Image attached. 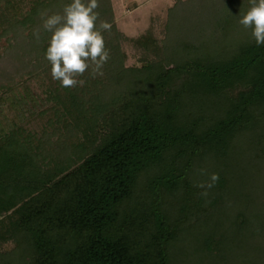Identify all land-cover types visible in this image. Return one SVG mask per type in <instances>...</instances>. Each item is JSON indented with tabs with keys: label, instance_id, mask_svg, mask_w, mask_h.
I'll return each mask as SVG.
<instances>
[{
	"label": "trees",
	"instance_id": "16d2710c",
	"mask_svg": "<svg viewBox=\"0 0 264 264\" xmlns=\"http://www.w3.org/2000/svg\"><path fill=\"white\" fill-rule=\"evenodd\" d=\"M71 2L0 0L3 73L44 87L31 100L3 84L0 102L24 117L51 103L48 123L72 128L55 156L22 126L0 129V249L13 243L0 264H256L248 238L264 227V44L239 23L249 0H218L214 15L191 12L181 26L173 14V33L190 25V34L171 32L162 46L148 31L133 41L156 58L128 68L106 37L116 29L112 2L99 0L97 27L112 25L103 69L137 81L130 97L110 99L114 88L91 84V67L83 86L52 78L42 17ZM209 25L218 36L202 41ZM211 173L219 181L204 197L196 185Z\"/></svg>",
	"mask_w": 264,
	"mask_h": 264
},
{
	"label": "rangeland",
	"instance_id": "374dc122",
	"mask_svg": "<svg viewBox=\"0 0 264 264\" xmlns=\"http://www.w3.org/2000/svg\"><path fill=\"white\" fill-rule=\"evenodd\" d=\"M111 2L114 9V26L116 27V29L111 31V33L106 35V37L108 38V40H112L117 46L120 47L121 51L125 55L123 68H128L140 66L141 59L145 58L144 60H151L156 58V56L151 52H148L140 46L136 45L133 41L134 39L142 36L148 31H152L154 36L158 39L160 45H171V41H173V35L170 36V33H173V31L171 28L172 26H169V24L171 23L173 14L181 16V18H179L181 26L184 23H187L189 20L193 21V16L188 17L190 16L191 12L199 11L204 17L212 14L214 15L213 8L215 5H217L218 0H111ZM190 27L191 26L189 25L188 31H186V29L184 30V32H186L185 34L184 32L181 33V35H178V32H174L173 34L178 37L180 36L179 38L182 39V36L184 38V35L187 36L188 34H190V31H192ZM212 28L213 25H209L206 31H204L202 33V36L199 38H201V40L203 41L205 38H212V36L216 34V36H218V33H216V31L212 33ZM221 45H223L222 42H220L219 46ZM7 46L8 43L6 38H1L0 63L2 62V55L6 51ZM24 51H27V53L24 54L25 57L23 56L25 58V62H29L31 64V67H33V64H37L35 60V52L33 53L28 49ZM13 68L14 67L10 63V66H8L9 71ZM4 70V65H1L0 88H2L1 86L3 84H5V86L14 85L12 91H15L14 93L16 94V96L29 94V99L37 98L38 94L40 93L42 95L44 87L40 85L41 80L33 81L30 86V90H28V86H26L25 80L23 81L20 80L19 77H15L14 81H10V79H8L9 77L7 76L8 74L3 73L5 72ZM102 71L104 73L103 76L97 75L96 78L92 79L91 84H96L97 82L102 81L105 82V85L108 88H110V85L112 86V88H114V91H106L104 99H110V96L114 94L115 91H118L117 95L130 97L131 90H133L137 86V81L135 78H128L126 76L127 72L123 70L124 73H122L120 79L116 80L115 77H113V73H108L104 69ZM83 76L85 75L83 74ZM76 79H83L86 83V78L77 76ZM19 81H21V84H18ZM119 82L120 85L118 84ZM102 85L103 83L97 85L96 87L100 89ZM29 91H31L32 93H29ZM31 100L29 104L32 102ZM51 105V103H48L45 106H42V108L40 107L39 109H37L40 111H37L35 114L31 111L24 117L19 115V110L17 108H14V106L12 107L9 101L0 102V129L3 128L4 131H9L16 125L22 126L26 129L27 134L30 133L32 135H36V138L42 137L43 142L46 143V148L48 150L51 149L52 151L50 150V153L53 152L52 154L54 156L56 154H60V146L61 144H65V139L68 140V137H66V135L69 136L72 128L70 127L66 129V127H63L61 124L52 127L48 123V119L53 116V111L49 109ZM115 105L118 107L119 104L115 103ZM44 107L45 109H47V112L41 115V109H44ZM72 132H74L76 135L79 133L78 138L81 136L80 131L78 132L74 128ZM48 143L51 147L47 146ZM248 239L253 243V245L251 244V247L255 249L251 250V254L248 256L256 259V264H264V227L262 228L259 235H255L254 238L251 237ZM12 245V242H7L3 244V247L1 249Z\"/></svg>",
	"mask_w": 264,
	"mask_h": 264
},
{
	"label": "clouds",
	"instance_id": "9594fccd",
	"mask_svg": "<svg viewBox=\"0 0 264 264\" xmlns=\"http://www.w3.org/2000/svg\"><path fill=\"white\" fill-rule=\"evenodd\" d=\"M250 7L246 13L240 11L239 23L252 29L256 43L264 44V0H249ZM99 0H72L64 7L63 14H43V28L52 33L46 58L51 64L53 80L60 82L62 87L83 86V79H76L91 67L92 78L103 76V65L109 60L110 52L105 47L104 31H111L112 25L101 20L97 27ZM33 35L39 39V31ZM207 174L206 169H201ZM219 181L218 173H211L207 181L196 186L204 189L200 195L206 197L208 190Z\"/></svg>",
	"mask_w": 264,
	"mask_h": 264
}]
</instances>
